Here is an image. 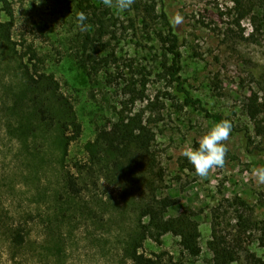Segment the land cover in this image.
Masks as SVG:
<instances>
[{"label":"rangeland","instance_id":"1","mask_svg":"<svg viewBox=\"0 0 264 264\" xmlns=\"http://www.w3.org/2000/svg\"><path fill=\"white\" fill-rule=\"evenodd\" d=\"M11 1L14 7L13 40L18 49L24 38L35 42L39 52L46 57L47 71L56 75L63 91L75 103L83 134L71 146L67 157V162H74L84 157L85 144L95 138L97 129L116 120L115 107H120L116 91L105 84L103 74L91 81L69 54V40L80 30L76 0H40L39 4L38 0ZM169 10L172 18L176 13L184 18L178 26L184 40L181 76L186 89L201 99L210 113L228 117L237 125H248L255 140L264 143V138L256 135L255 123L246 115L244 106L255 93L263 97L258 81L264 77V31H254L252 18L258 12L251 11L240 19L235 0H171ZM263 14L262 11L260 18ZM42 29L46 32H41ZM125 39L119 43L118 50L125 63L158 70L159 58L153 60L150 51L154 42L145 39L140 46L139 39L134 36L128 35ZM145 56L147 58H143ZM13 68L14 64L0 62V109L9 86L18 81ZM146 91L149 100L138 102L136 108H146V119L156 133L154 148L166 170L161 195L175 200L167 217L189 210L200 224L202 251L197 257L191 256L181 245V239L171 233L166 234L161 243L148 239L143 251L148 255L163 252L166 257L183 260L186 264H214L208 248L213 214L219 209L223 223L221 229L233 237L238 234L235 218L243 209L237 201L241 198L252 208L254 218L261 224L259 230L250 231L252 236L246 238L240 259L235 264H252L248 252L264 259V246L260 240L264 237V184H257L252 177L254 169L264 166V155L247 152L243 135L232 130L226 141L225 166L214 168L202 180L182 153L188 148H198L202 136L220 119L186 106L184 95L166 81H159L156 74L149 76ZM157 95L163 107H147V102L156 99ZM43 157L46 164L38 169L22 152L18 141L7 135L0 125V179L5 184L2 200L16 220L29 219V215L33 216L31 211L38 221V212L44 216L39 225L31 224L32 246L22 253L8 250L5 240L0 239V264H133L125 257L123 246L135 230L137 219L123 204L117 187L108 186L107 195L99 207L104 215L100 221L90 222V212H86L81 221L62 218L60 226L51 234L44 230L52 194L60 188V152L49 149L43 152ZM54 236L62 239L59 249L44 250L42 240L53 241Z\"/></svg>","mask_w":264,"mask_h":264},{"label":"trees","instance_id":"2","mask_svg":"<svg viewBox=\"0 0 264 264\" xmlns=\"http://www.w3.org/2000/svg\"><path fill=\"white\" fill-rule=\"evenodd\" d=\"M170 1L135 0L131 9L120 12L104 6L102 0H76L77 14H86L88 28L86 31L79 30L69 40V54L86 71L91 81L100 74L104 75L105 84L116 91L120 107H115L116 120L99 127L95 138L85 144L84 157L69 163L67 157L70 148L83 134V124L75 103L63 91L56 75L47 71L46 57L39 52L35 42L24 38L18 49V44L13 40L12 1L0 0V62L14 64L13 71L18 78L7 90L0 109V125L7 135L18 141L22 152L38 169L46 164L43 152L49 149L60 152V188L52 194L49 215L43 221L44 230L51 234L55 227L60 226L62 218L81 221L86 212H90V222L100 221L104 215L99 207L107 195L108 186L117 187L123 204L137 219L135 230L123 246L125 257L133 264H186L183 260L166 257L163 252L148 255L143 251L148 239L161 243L168 233L179 237L184 250L191 256L197 257L202 251L200 224L189 210L167 217L175 200L161 195L166 170L154 148L156 133L148 124L146 108H136L138 102L149 100L146 93L149 76L156 74L159 81H166L167 85L183 94L186 106L206 111L207 116L219 118L220 121L229 119L233 130L243 135L246 151L264 155L263 141L255 140L248 125H237L228 117L210 113L202 100L186 89L181 76V47L184 40L180 27L171 22ZM235 9L240 12V19L256 10L258 13L252 16L254 31H264V14L260 18L264 12V0H235ZM41 32L45 33L46 30L42 29ZM128 35L139 39L140 46L145 39L154 42L150 51L153 60L159 58L157 71H152L146 65L135 67L133 63H125L118 50L119 43ZM59 52L62 54V51ZM258 84L263 97L255 93L244 106L246 115L255 123L256 135L263 139L264 77ZM166 94L173 98L170 93ZM147 103V107H163L159 95ZM3 194L5 184L0 179V239L5 240L8 250L19 254L32 246L31 224L39 225L43 214L37 213L40 221L35 219L33 211L29 219L16 220L12 210L4 204ZM237 201L243 209L238 211L235 218L238 234L233 237L221 229L223 223L219 209L213 214L208 248L214 264L238 262L246 238L252 236L253 230H259L261 221L254 218L252 208L241 198H237ZM61 240L55 236L53 241L44 239L41 247L56 251ZM260 240L264 246V237ZM248 259L252 264H264V259L253 252H248Z\"/></svg>","mask_w":264,"mask_h":264},{"label":"clouds","instance_id":"3","mask_svg":"<svg viewBox=\"0 0 264 264\" xmlns=\"http://www.w3.org/2000/svg\"><path fill=\"white\" fill-rule=\"evenodd\" d=\"M39 3L40 0L37 4ZM102 3L108 8H116L123 12L131 9L135 0H102ZM87 19L85 13L77 14V26L80 31L87 30L88 25L85 23ZM183 19L180 13H176L171 22L178 26L183 23ZM232 130V122L223 119L202 136L198 148H188L183 151L182 155L193 165L196 175L202 180L206 179L214 168L225 166L228 153L226 141L229 140ZM252 177L257 184H264V166L254 169Z\"/></svg>","mask_w":264,"mask_h":264}]
</instances>
